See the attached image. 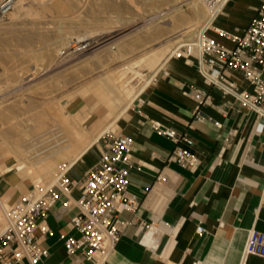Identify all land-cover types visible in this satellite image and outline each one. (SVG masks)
<instances>
[{"label":"crops","instance_id":"0c3cea01","mask_svg":"<svg viewBox=\"0 0 264 264\" xmlns=\"http://www.w3.org/2000/svg\"><path fill=\"white\" fill-rule=\"evenodd\" d=\"M258 6L257 0H230L207 36L233 48L235 44L217 30L239 36ZM226 73L239 91L251 92L239 72ZM197 92L204 94L201 100L195 98ZM118 114L111 123L98 116L95 130L89 131L109 124L115 134L132 139L127 192L140 205L119 214L121 237L106 264H264V257L244 252L251 230L264 233V118L207 85L195 63L175 56ZM160 130L173 131L175 139ZM105 145L101 135L66 167L64 176L82 180ZM176 148L195 155V168L170 160ZM14 183L0 174V194L7 202L19 198ZM58 193L40 224L50 233L35 231L37 244L47 252L37 264H66L77 257L66 254L64 240L79 236L71 220L79 214L75 201L80 192L76 188ZM78 264L92 262L79 258Z\"/></svg>","mask_w":264,"mask_h":264},{"label":"rangeland","instance_id":"374dc122","mask_svg":"<svg viewBox=\"0 0 264 264\" xmlns=\"http://www.w3.org/2000/svg\"><path fill=\"white\" fill-rule=\"evenodd\" d=\"M161 2L162 0H44L41 3L40 0H26L21 17L16 20L7 19L5 24L0 26V145L3 143L0 146V171L7 168L15 158H26L41 148L46 149V153L42 155L45 156L60 151L70 144L73 145V130L72 126L66 122L67 119H73L79 114H87L78 126L89 130L97 125L95 120L97 115L91 111L95 100L90 92H85L86 94L82 96L81 90L83 91L88 85L96 83L98 79L104 78L107 73L109 75H112V72L115 74V71L119 73V69L123 70L129 60H137L142 57L139 55H143L140 53L142 49V52L146 53L156 44L161 43L160 40H167L168 36L170 38L171 35L182 33L183 29L189 25L187 22H179L175 23L172 28L170 27L172 23L166 21V23H156L154 26L152 24L147 28L149 30L147 32L148 30L144 26L154 19L149 18L142 22L138 19L143 18V13L146 17L147 14L149 15L156 8L161 7L163 4ZM229 2L230 0H227L223 4L212 24L201 33L194 30L184 37L176 38L175 48L191 42L199 34L207 35V32L215 27L217 18ZM186 3L187 1L181 2L177 6V8L182 7L180 14H183L184 17H187L189 12ZM150 4L152 7L158 5L153 9ZM172 10H165L163 15ZM36 11L38 14L35 13ZM134 20H138L140 23L134 22ZM201 23L197 26L200 27ZM132 26L133 28H130ZM126 28L130 29L126 30ZM158 30L161 31L158 32ZM79 37L87 39L86 42L97 41L95 47L77 60L58 62L57 50L61 44H82L83 42H79ZM147 37L151 39H147ZM171 53L166 55L167 58L172 56L173 53ZM118 54H122V58H119ZM138 69L141 76L129 78L130 75H126L129 80L131 79L127 86H131L135 92L141 90L146 81L149 79L151 81V76L155 72L145 67ZM74 98L79 102H76L77 100L75 101ZM75 102L76 104H74ZM113 103L116 106L107 123H111L121 111L118 102L114 101ZM64 105H72L75 113L72 112L68 116V112L59 109ZM66 117L68 118L66 119ZM109 131L115 132L114 129ZM43 134L45 135L40 137ZM43 140L46 143L38 147L37 150L26 152V149L34 147ZM63 140L64 142H62ZM59 142L61 144H58ZM3 150L9 151L11 154L6 160H2L1 151ZM27 161L34 162V160ZM58 162L57 164L64 171L70 164L69 160H65L63 163ZM6 174L15 180L14 186L20 195H25L35 188V185L28 180L20 183L14 170L8 171ZM54 183L47 187H51ZM15 201L7 202L6 196L0 194L1 208L11 206ZM1 220V227L4 228L5 223L2 215Z\"/></svg>","mask_w":264,"mask_h":264},{"label":"built area","instance_id":"2783aa9c","mask_svg":"<svg viewBox=\"0 0 264 264\" xmlns=\"http://www.w3.org/2000/svg\"><path fill=\"white\" fill-rule=\"evenodd\" d=\"M203 1L207 7L219 10L227 0ZM257 1L259 6L255 15L239 36L217 30L219 36L235 44L233 48H227L203 33L174 51L172 56L195 63L207 85L233 96L264 118V0ZM14 3L15 0L0 1V26L5 24ZM229 71L239 72L252 88L251 92L239 91L227 76ZM203 96L197 92L195 98L201 100ZM159 133L175 139L171 130H160ZM102 138L107 145L82 180H70L62 174L51 187L33 188L20 195L11 206L3 208L5 227L0 231V264H16L22 260L37 264L46 257L47 252L36 242L35 231L40 229L43 234L50 233L40 224L58 200V191L70 192L76 188L80 192L75 201L79 214L71 220V225L79 236L66 238L64 247L68 256L77 257L66 264H78L79 258L92 264H106L121 237L123 224L119 214L137 210L140 203L127 192L132 168V139L111 131L102 134ZM185 142L188 146L193 144L188 139ZM169 158L188 170L195 168L197 162L194 154L181 148H176ZM196 231L202 233L203 229L198 227ZM244 252L264 257V233L251 230Z\"/></svg>","mask_w":264,"mask_h":264},{"label":"bare ground","instance_id":"6f19581e","mask_svg":"<svg viewBox=\"0 0 264 264\" xmlns=\"http://www.w3.org/2000/svg\"><path fill=\"white\" fill-rule=\"evenodd\" d=\"M43 1L44 0H40L41 3ZM186 1H187L186 7L188 8L189 12L186 11V12H188V15H187V17H184L183 14H180V8H182V7L179 6V8H177V6L181 2H186ZM25 2H26V0H15L14 7H13L12 11L9 13L7 19L8 20H16V19L20 18L21 15L24 12V9H25V6H26ZM46 2H48V1H46ZM161 3H163V4H161V7H158V8H156V6L159 4V2L154 7H152V5L150 4L151 8H153V9L156 8V10L155 11L151 10L152 12L149 10L151 12L149 15L147 14L146 17H145L144 16L145 14L143 13V18L142 19H138L141 22L144 21V20H147L149 18L154 19L150 23L147 22L148 25L144 26L146 29L148 27H150L152 24H153L152 26H154V24H156V23H161V22L162 23L163 22L166 23V21L172 23V25H170V27H172V28H174V24L175 23H179V22L180 23H186L187 22V23H189V25L183 29L184 30L183 32L181 31L182 33H180V34L177 33V35H171L170 38H168L169 37L168 36L167 40H165V39L163 41L160 40L161 43L159 42V44H156V46H154L151 50L149 49L148 51H146V53H144L145 51L142 52L143 51V49H142L140 53H143V55L139 54L142 57H139L137 60L136 59L129 60L128 63L125 65V68H123V70H121L122 68L119 69L120 70L119 73L117 71H115L114 72L115 74H113V72L111 71L112 75H109L107 73V76L105 75L104 78L98 79L96 83L88 85L85 89H83V91L81 90L82 96H84L87 92H90L92 94V97L95 100V102H94L93 107L91 108V110H93L92 112H94V115L95 114L97 115L96 112L98 110H100V109L102 110L100 115H97V117L99 116V117H103L105 119L108 118V116L110 115L109 111L114 110V107L116 106L113 103L114 101L118 102V105L120 106L121 110L125 111L130 106L132 100L137 95V93L139 91H141V90H138L137 92H135L132 89L131 86L130 87L127 86L129 81L131 80V79L129 80V78H134L137 75L141 76V73L139 72L138 68L145 67L146 69H149L150 71L154 70L155 71L154 75H155V73L167 61L168 58H167L166 55L171 53L173 48H175V39L176 38L184 37V35L192 32L194 30H197V31H199L201 33L205 28H207V27H209L211 25V23L214 20L216 14L219 12L216 9H211V8L207 7L204 4L203 0H190V1L189 0H182V1L181 0L180 1H176V0H162ZM225 3L226 2H224V4ZM222 7H223V5H222ZM151 8H149V9H151ZM167 9L168 10L173 9V10L171 12L163 15L165 13V10H167ZM35 13H37V11ZM138 20L137 21L134 20V22L135 21L139 22ZM200 22H202V23L200 24V27H199L197 25ZM132 25L134 26V24H132ZM144 25H146V24H144ZM133 26L130 27V28H133ZM130 28H126V30H128ZM160 29H161V27H160ZM126 30H124V31L126 32ZM144 31H146V30H144ZM159 31H161V30H158V32ZM123 32H122V34H123ZM147 32H149V30ZM151 32H153V31H151ZM119 34H121V33H119ZM158 34H160V33H158ZM144 35H146V34H144ZM83 37H85V36H83ZM148 38L151 39L150 37H147V39ZM79 39L81 40V41L79 40V42H83L82 44H78V45H76V44H74V45L63 44L62 45L61 44V47L59 46L60 48L57 50V61L58 62H60V63L64 62L65 63V62H69V61H73V60H77V59L81 58L82 56H84L88 52H90L95 47L96 42H97V41H91V40H90V42H86L87 39L84 40V38H81V37H79ZM101 43H103V42H101ZM123 47H124V44H123ZM180 47L181 46L176 47L174 49V51L178 50ZM145 48L148 49V47H145ZM118 50H120V48H118ZM121 52H123V51H121ZM122 54L121 55L118 54V56H120L119 58H122L121 57ZM164 60H165V62H163ZM162 62H163V64H162ZM122 63H124V62H122ZM123 65H121V66H123ZM128 74L130 75L129 78L126 77V75H128ZM153 76H151V77H153ZM149 82H150V79L148 81H146L145 85H147ZM251 90H252V88H251ZM78 96H81V95H78ZM76 100L77 99H75V101ZM76 102H79V101L77 100ZM76 102L74 104H76ZM70 104H71V102H70ZM64 106H60L59 109L62 110V111L65 110L66 113L68 112V116H70V113H72V112L75 113V109L73 108L72 105L71 106L70 105H66L65 107ZM76 112H77V110H76ZM86 112H87V110H86ZM77 113H79V112H77ZM118 115L120 116V114H118ZM86 116H87V114H83V115L79 114L78 116H76L73 119L70 118L72 121L70 119H67L68 117H66V119H67L66 122H68L72 126L71 128L73 130V134H72V136H73V140H72L73 145L70 144L67 147L64 146L65 147L64 149H60V151L58 150L55 153L53 152V153L47 154L45 156H42V155L46 153V149L41 148V149H39V151H35V153H33L32 155L27 156L26 158H21V157L18 158L17 157V159L15 158V160L9 166H7V168H5L3 171H0V174L6 173V172L11 171V170H14L15 171V176H18L19 179H20V183H23V182L28 180L32 184L35 185V188H39V186L47 187L48 185L56 182L57 179L64 172V170H61V168L59 167V164H57L58 161H60V160H62V161L63 160L64 161L65 160H69L70 161L69 163L72 164L78 157H80L82 155V153H84L93 143H95L102 134H104L106 131H109L110 129H112L111 128L112 125H109V124L103 125L96 132L89 131V130L84 129L82 127L80 128L78 126V124H79V122L82 121V119L86 118ZM115 117H117V116H115ZM97 122H98V120H96V123ZM115 123H116V118H115ZM95 127L96 126H93L91 129L95 130ZM44 135L45 134H43L40 137H43ZM62 142H64V140ZM45 143H46L45 140L40 141L39 144H36L34 147L31 146L30 149H26V152L37 150L38 147L44 145ZM1 144L3 145V143H1ZM58 144H61V143L59 142ZM2 145H0V146H2ZM7 150H8V148H7ZM1 154L3 155V159L2 160L8 159L9 155H11L9 153V151H6V150L1 151ZM27 160H34V162L33 163H29ZM60 162H58V163H60ZM63 162H61V163H63ZM20 183H19V185H21ZM1 205H2V203L0 204V211H1V214H0V227H1V221H2L1 220V215L3 216V208H5V207L1 208ZM3 221L5 223L4 216H3ZM2 228L3 227H1V229ZM1 229H0V231H1Z\"/></svg>","mask_w":264,"mask_h":264}]
</instances>
